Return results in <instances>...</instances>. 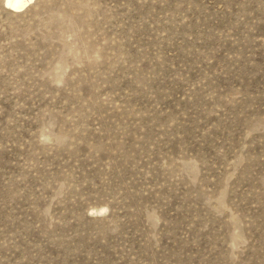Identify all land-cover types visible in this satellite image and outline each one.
<instances>
[{
  "label": "rangeland",
  "instance_id": "obj_1",
  "mask_svg": "<svg viewBox=\"0 0 264 264\" xmlns=\"http://www.w3.org/2000/svg\"><path fill=\"white\" fill-rule=\"evenodd\" d=\"M29 1L0 0V264H264V0Z\"/></svg>",
  "mask_w": 264,
  "mask_h": 264
},
{
  "label": "bare ground",
  "instance_id": "obj_2",
  "mask_svg": "<svg viewBox=\"0 0 264 264\" xmlns=\"http://www.w3.org/2000/svg\"><path fill=\"white\" fill-rule=\"evenodd\" d=\"M28 1L29 0H5L6 5L14 10L21 9Z\"/></svg>",
  "mask_w": 264,
  "mask_h": 264
}]
</instances>
